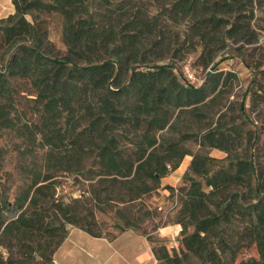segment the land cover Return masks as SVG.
<instances>
[{"label":"trees","instance_id":"1","mask_svg":"<svg viewBox=\"0 0 264 264\" xmlns=\"http://www.w3.org/2000/svg\"><path fill=\"white\" fill-rule=\"evenodd\" d=\"M12 4L0 19V139H17V164L5 172L0 147V264H56L69 224L109 241L139 231L159 264H264V119L255 126L245 101L231 99L235 72L214 64L195 84L158 61L161 49L174 51L169 31L183 45L197 40L205 68L228 41L255 43L264 0ZM55 24L64 51L50 40ZM249 92L258 110L264 84ZM187 156L178 247L169 249L143 230L153 218L144 198ZM67 175L90 189L60 198ZM97 213H113L120 233L105 231Z\"/></svg>","mask_w":264,"mask_h":264},{"label":"rangeland","instance_id":"2","mask_svg":"<svg viewBox=\"0 0 264 264\" xmlns=\"http://www.w3.org/2000/svg\"><path fill=\"white\" fill-rule=\"evenodd\" d=\"M14 13V6L12 0H0V19L7 18ZM253 29L258 40L253 44L227 42V46L218 54L214 63L205 68L200 61L202 52L201 46L197 40L194 42L188 41L186 44H181V39L175 37L176 33L169 31L167 34V41L174 45V51L163 48L160 51L158 61L160 63L172 64L175 66L177 72L186 77L190 82L199 84L207 75L208 71L217 64L219 68L225 71H232L238 75V81L234 82V89L231 95L232 100H244L247 109L250 110L251 116L255 121V126L260 127L263 116L261 111L264 109L262 103L258 110L251 111V99L249 89H256V85L264 84L262 76L264 74V5L256 12V18L253 22ZM183 35V32H181ZM50 40L56 47L64 51V46L61 40V29L58 25H53L50 32ZM25 96V94H23ZM17 139L9 133H6L0 139V147L7 150V157L5 159V172L14 174V169L17 164V151L15 147ZM259 146L264 148V133H261ZM193 151H197V147L189 145ZM211 155L217 158H223L224 153L220 151H211ZM192 157L187 156L182 162L178 170L172 172L163 179L162 185L158 191L152 195L145 197L144 202L153 213V218L149 219L143 224V230L149 235H152L158 241L165 243V245L172 249L178 247V237L170 236L169 239L161 238L158 231L160 228L173 225L174 217L178 207L177 189L184 185V174L189 168ZM3 181L7 180V175L4 171L1 173ZM81 180V181H80ZM76 180V176L67 175L60 177L58 188V196L60 198L72 200L79 198L83 192L90 189V183L82 179ZM97 219L107 232L119 234L117 224L119 221L114 217L113 213L103 215L97 213ZM69 233L76 228L74 225H67ZM138 232V233H137ZM133 234V233H132ZM131 235L124 236L119 241L110 243L102 239H94L88 234L78 230L73 232L69 239L65 240L62 246L57 251L55 258L58 264H78L79 257L93 254H99L107 257L111 256L121 259L119 255L128 248H133V251H149L150 242L142 235L141 232L134 233L135 238L131 239ZM152 246V244H151ZM76 257L73 258V255ZM255 250L252 249L245 252L242 258L247 259L255 256ZM108 258V257H107ZM105 259V258H102ZM113 259V258H112ZM121 261V260H120Z\"/></svg>","mask_w":264,"mask_h":264},{"label":"crops","instance_id":"3","mask_svg":"<svg viewBox=\"0 0 264 264\" xmlns=\"http://www.w3.org/2000/svg\"><path fill=\"white\" fill-rule=\"evenodd\" d=\"M78 230L79 229H75V230L71 231L69 233L67 239H69V237H71L73 232L78 231ZM180 231H181V226L177 225V224H173V225H170L168 227L160 228L158 233H159L161 238L169 239L170 236H172L174 238L178 237ZM134 233H136V231L128 230V231L118 235V237L114 241H109L106 238H94V237L90 236L89 234L88 235L90 237L94 238V239H102V240L108 241L110 243H114L116 241H119L124 236H128V235H131L130 238L134 239L135 238ZM172 247L175 248V246H172ZM74 257H76L75 254L73 255V258ZM107 257H104L102 255L99 256V254H93V252H92V253H90L88 255H83V256L79 257V263L78 264H159L157 259L154 256L153 252H152L151 244H150L149 251L147 250L145 252L144 251H140V252L136 251V252H134L133 248H130L128 246V248L126 250H124L121 255H119V257L121 259L117 260L114 257H112L113 258L112 259L110 255L107 256ZM102 258H105V259H102ZM55 262H56V264H58V261L56 260V258H55Z\"/></svg>","mask_w":264,"mask_h":264}]
</instances>
